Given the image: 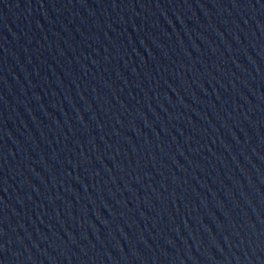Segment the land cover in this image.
<instances>
[{
  "label": "water",
  "instance_id": "1",
  "mask_svg": "<svg viewBox=\"0 0 264 264\" xmlns=\"http://www.w3.org/2000/svg\"><path fill=\"white\" fill-rule=\"evenodd\" d=\"M0 264H264V0H0Z\"/></svg>",
  "mask_w": 264,
  "mask_h": 264
}]
</instances>
